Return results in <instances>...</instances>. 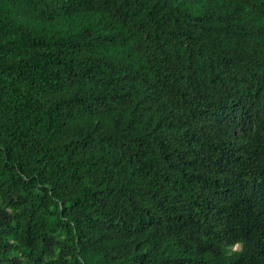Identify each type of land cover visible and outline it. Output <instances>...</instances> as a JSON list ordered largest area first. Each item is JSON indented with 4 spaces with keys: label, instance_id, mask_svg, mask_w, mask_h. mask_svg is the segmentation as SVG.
Returning a JSON list of instances; mask_svg holds the SVG:
<instances>
[{
    "label": "trees",
    "instance_id": "obj_1",
    "mask_svg": "<svg viewBox=\"0 0 264 264\" xmlns=\"http://www.w3.org/2000/svg\"><path fill=\"white\" fill-rule=\"evenodd\" d=\"M0 264H264V0H0Z\"/></svg>",
    "mask_w": 264,
    "mask_h": 264
}]
</instances>
